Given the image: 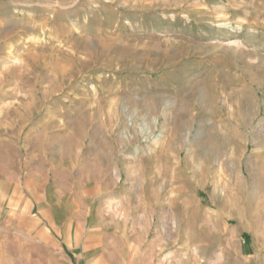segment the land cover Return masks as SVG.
Here are the masks:
<instances>
[{
  "label": "rangeland",
  "instance_id": "374dc122",
  "mask_svg": "<svg viewBox=\"0 0 264 264\" xmlns=\"http://www.w3.org/2000/svg\"><path fill=\"white\" fill-rule=\"evenodd\" d=\"M0 264H264V0H0Z\"/></svg>",
  "mask_w": 264,
  "mask_h": 264
},
{
  "label": "bare ground",
  "instance_id": "6f19581e",
  "mask_svg": "<svg viewBox=\"0 0 264 264\" xmlns=\"http://www.w3.org/2000/svg\"><path fill=\"white\" fill-rule=\"evenodd\" d=\"M173 4H171V3H168V2H165L163 5H162V10H167V9H165V8H163V6H166V7H171ZM195 9V8H194ZM196 10V9H195ZM219 258H220V256H219Z\"/></svg>",
  "mask_w": 264,
  "mask_h": 264
}]
</instances>
